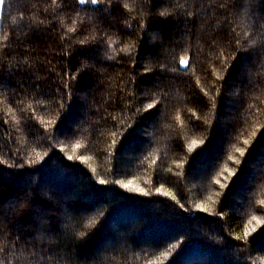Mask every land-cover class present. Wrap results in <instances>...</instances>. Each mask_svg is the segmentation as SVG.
<instances>
[{"label":"trees","instance_id":"16d2710c","mask_svg":"<svg viewBox=\"0 0 264 264\" xmlns=\"http://www.w3.org/2000/svg\"><path fill=\"white\" fill-rule=\"evenodd\" d=\"M0 264H264V0H0Z\"/></svg>","mask_w":264,"mask_h":264},{"label":"rangeland","instance_id":"374dc122","mask_svg":"<svg viewBox=\"0 0 264 264\" xmlns=\"http://www.w3.org/2000/svg\"><path fill=\"white\" fill-rule=\"evenodd\" d=\"M84 1H87V0H84Z\"/></svg>","mask_w":264,"mask_h":264}]
</instances>
